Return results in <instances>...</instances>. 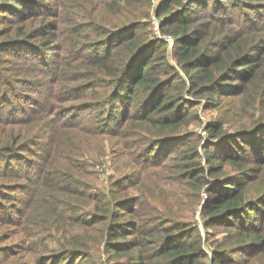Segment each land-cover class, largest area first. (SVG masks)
<instances>
[{
  "label": "rangeland",
  "instance_id": "1",
  "mask_svg": "<svg viewBox=\"0 0 264 264\" xmlns=\"http://www.w3.org/2000/svg\"><path fill=\"white\" fill-rule=\"evenodd\" d=\"M3 1L0 0V153L9 150L13 156H0V215H3L0 218V264H42V259L54 256L65 240L85 234L89 209L98 201L97 212L104 211L106 202L113 198L109 195L110 183L123 174L133 175L136 184L115 193L114 197L126 199L147 192L150 206L161 205L160 209L164 210L171 205L175 216H189L191 226L196 228L201 246L209 256L211 248L219 253L225 252L223 256L229 254L230 248L234 251L232 246L237 232L230 234V227L202 225L200 209L208 196L205 190L202 189L199 199L195 198L192 185L185 193L184 185L179 184L177 176H173L169 170L180 159L178 152L170 149V146L190 141L187 139L190 134L192 138L204 136L201 142H205L206 132L202 126L209 120L213 123L220 111L222 117L228 118L221 137L229 134L231 138L227 141L235 149L243 146L244 136L236 134H243L250 123L233 121L238 112L237 102L227 100L225 96H214L212 99L207 93H184V104L191 105L190 112L195 119L182 127V137L154 145L137 142L133 145V135L121 134L119 137L115 135V130L101 125L110 107L123 106L118 105L117 97L106 82L107 77L97 74L87 77L88 67H81L80 57L66 50L70 39H90L92 35L86 37L93 34L92 31L93 38H96L101 30L94 29L93 23L116 30L121 26L133 27L132 22L139 19L143 24L141 31L149 33L150 38L159 37L165 41L167 60L177 67L170 53L172 36L158 30V23L163 18H167L164 30L178 25L177 16H158L164 1L148 0L145 5L143 0H131L130 5L143 13L125 20L116 19V4L111 11L103 9L112 0H70V12L75 13L76 17L75 23L69 25L60 21L64 9L61 0H22V5L16 6L15 10L2 5ZM237 1L240 8H236L231 16L234 15L240 30L244 28L245 32L248 29L247 24H243V15H255L257 21L264 20V0ZM219 6L226 11L235 8L228 0H193L188 5L190 20H195L191 23L192 35L189 39L196 40L201 33L211 34L215 30L224 32L232 27L229 24L222 27L221 22L214 20V8L223 14ZM74 27L76 30L70 32V28ZM46 29L51 30V33L44 34ZM262 34L264 37V31ZM212 45L213 39L210 42ZM216 45L217 42L213 46ZM59 59V68L54 70V64ZM54 74L58 82L54 85L57 87L51 98L53 107L49 111L34 114L35 118L29 122L19 123L26 114L17 113L18 106L20 109H29L27 117H31L32 111L38 108L36 99L41 100L42 93L47 94V88L35 92L33 87L46 83L47 78H53ZM231 81L226 79L221 90L231 91L232 83L226 86ZM90 82L93 84L85 87ZM82 83L81 91L74 93ZM121 110L124 112L126 109ZM240 126L243 129L234 131ZM127 127L128 131L141 132L152 139L167 136L156 132V127H152L148 133L131 126V122L127 123ZM190 144L193 146L192 141ZM196 150L199 152L203 149L200 145ZM209 150L218 152L219 149L211 145ZM140 153L148 154L147 162L144 157H139ZM190 153L193 155L190 162L205 164L203 155L195 156L193 148ZM2 166L11 170L3 169ZM234 171L233 167H225L210 175L220 179L230 176ZM248 185L253 188L252 183L248 182L246 188ZM258 187L256 184L255 189ZM249 192L248 197H251L254 191ZM130 208L142 210L138 203L122 207V210L127 212ZM261 210L258 204H254L246 207L245 213L252 211V215H257ZM142 211L146 214L155 213L150 209ZM122 219L120 216L116 220ZM100 227L96 224L89 229L90 236L85 235L86 254L77 258L75 264H108V260H113L114 257L104 247V243L108 245V239ZM121 232H125L126 237L131 236L127 231L119 230ZM244 250L247 249L234 251L232 264H259L257 260L252 261L253 257L250 253L245 254ZM58 258L51 257L50 261L53 264L65 262Z\"/></svg>",
  "mask_w": 264,
  "mask_h": 264
},
{
  "label": "trees",
  "instance_id": "2",
  "mask_svg": "<svg viewBox=\"0 0 264 264\" xmlns=\"http://www.w3.org/2000/svg\"><path fill=\"white\" fill-rule=\"evenodd\" d=\"M69 1L60 2L64 7L60 21L68 25L74 24L76 17L75 13L70 12ZM130 1L112 0L107 7L103 6V9L111 11L116 4L118 6L114 11L116 19L127 20L132 15L136 17L138 13L141 15L143 12L134 9ZM162 1L164 6L161 7V14L158 16L163 18L161 15H169L179 18L178 25L172 29L163 28L167 18L161 19L158 23L159 31L172 36L170 53L179 67L167 60L165 53L167 44L164 40H160L159 37L150 38L149 33L140 30L143 24L139 19L132 22L133 27L121 26L116 30L93 23L94 29L101 30L97 37L93 38L94 31H92L93 34H88L86 37L92 35L90 39L84 41L70 39L66 50L75 52L80 57L81 67H88L87 77H95L96 74L99 77L101 75L107 77L106 82L112 88L113 95L117 97L118 105L123 106L110 107L101 125L115 130V135L118 134L119 137L121 134L133 135L131 143L133 145L136 142L141 145H154L182 137L180 134L182 127L195 119L190 112L191 105L184 104V93L195 95L207 93L212 99L214 96H225L227 100L237 102L238 112L233 121L250 123L243 134L240 132L236 134V136H244L243 146L235 149L232 143L227 141L231 138L229 134L221 137L225 132L228 118L222 117L220 111L213 123L209 120L202 126V130L206 132L205 142H201L204 136L192 138L190 134L187 137L190 141L170 146V149L178 152L180 159H177L169 172L177 176L179 184L184 185L185 193H188L190 189L188 187L192 185L195 198L199 199L202 189L205 190L208 196L206 203L200 209L203 226L230 227V234L237 232L232 246L234 251L246 248L245 254L250 253L253 257L252 261L257 260L259 264H264V201H261L264 198L262 194L264 193V37H262L264 20L257 21L255 15L248 17L243 15V24L248 26L247 31L243 32L244 28L240 30L235 23L234 15L231 16L236 8H240L239 1L228 0L230 4L235 5L233 11H226L219 6L226 15L222 19L223 14L216 12L217 8H214L213 18L221 22L222 27L226 24L232 27L224 32L215 30L211 34L201 33L199 38L194 40L189 39V36L192 35L191 23L195 20H190L191 11L187 10L193 0ZM143 3L147 5L148 0H143ZM2 5L14 9L22 5V0H5ZM75 30V27L70 28V32ZM47 33L50 34L51 30H44V34ZM212 39L213 45L217 42L216 46H210ZM259 40H261L260 45ZM59 62L60 59L55 62L54 70L59 68ZM70 65L72 67V64ZM226 79L237 81L227 82V87L232 83L231 91L227 92L221 90ZM56 82L58 77L54 74L53 78H47L46 83L33 87L32 90L35 92L47 88V94L42 93V99H36L38 108L32 111L31 117H27L29 109L25 107L20 109V105L18 106L17 113L26 114L23 120L18 121L19 123L29 122L35 118L34 114L49 111L53 107L51 98L55 94ZM93 82L86 83L85 87L92 85ZM82 85L83 83L74 90V93L81 91ZM121 108L126 110L122 112ZM135 119L138 120L136 123ZM128 122L146 133L152 127H156L158 129L156 132L165 133L167 136L152 139L141 132L128 131L126 129ZM241 129L243 128L240 126L234 131ZM191 141L193 146H190ZM200 145L203 150L198 152L196 149ZM211 145L219 149L218 152H211L209 150ZM191 148L195 150V156L203 155L204 165L200 161L198 164L190 162L189 159L193 157L190 153ZM0 156L11 157L13 153L8 150L1 152ZM139 157H144L145 162L149 159L148 154L140 153ZM225 167H233L235 171L230 176L220 179L210 175ZM1 168L11 170L5 166ZM132 177L133 175L123 174L115 178L110 183L111 188L108 189L109 195L113 198L106 202L107 207L104 211L97 212L98 201L89 209V216L87 214L85 220L87 232L83 235L78 234L77 237L73 236L71 240H65L54 256L42 259V264H53L50 259L55 256L64 260L63 264H75L77 258L86 254L85 235H89V229L96 224L101 225V232L107 236L108 245L104 243L106 252L114 257L113 260H108V264L233 263L232 248L226 256H223L225 252L219 253L211 248L209 256L203 250L200 237L196 228L191 226L189 216L181 214L175 216L171 205L164 210L160 209L161 205L150 206V195L147 192L126 199L114 197L115 193L134 187L136 182ZM248 182L252 183L253 188L250 185L246 188ZM256 184L259 187L255 189ZM249 191H254L251 197H248ZM135 203L142 206V210L150 209L155 213L146 214L145 211L135 208L127 209V212L122 210V207ZM254 204H258L263 211H259L257 215H252V211L245 213V208ZM120 216L123 219L117 221ZM125 216L128 218H124ZM2 217L3 215H0V218ZM119 230L127 231L131 236L126 237L127 234L119 233Z\"/></svg>",
  "mask_w": 264,
  "mask_h": 264
}]
</instances>
